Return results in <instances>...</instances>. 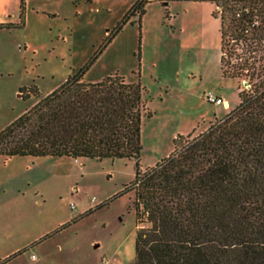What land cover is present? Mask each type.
Returning <instances> with one entry per match:
<instances>
[{"label":"rangeland","instance_id":"1","mask_svg":"<svg viewBox=\"0 0 264 264\" xmlns=\"http://www.w3.org/2000/svg\"><path fill=\"white\" fill-rule=\"evenodd\" d=\"M132 5L0 0V131L35 104L24 90L45 95L76 74ZM132 20L83 81L140 83L151 113L141 124L144 171L172 152L174 139L197 136L236 107L239 84L221 74L213 4L151 2ZM134 168L129 159L0 156V264H134L133 192L123 194Z\"/></svg>","mask_w":264,"mask_h":264},{"label":"trees","instance_id":"2","mask_svg":"<svg viewBox=\"0 0 264 264\" xmlns=\"http://www.w3.org/2000/svg\"><path fill=\"white\" fill-rule=\"evenodd\" d=\"M159 2H209L220 26L222 77L238 82V104L140 170V83L83 77L127 23ZM0 28L5 25L0 24ZM243 85V86H242ZM35 104L0 131V156L129 159L134 178V264H264V0H133L100 51L55 90H24Z\"/></svg>","mask_w":264,"mask_h":264},{"label":"built area","instance_id":"3","mask_svg":"<svg viewBox=\"0 0 264 264\" xmlns=\"http://www.w3.org/2000/svg\"><path fill=\"white\" fill-rule=\"evenodd\" d=\"M206 99H207L209 102H211V103H213V104H216V105H219V104H222V103H223L221 99H219V98H217V97H214L212 94H209V95L206 97ZM224 105H226V104L224 103ZM72 207H73V206H72ZM104 264H107V263H104Z\"/></svg>","mask_w":264,"mask_h":264},{"label":"crops","instance_id":"4","mask_svg":"<svg viewBox=\"0 0 264 264\" xmlns=\"http://www.w3.org/2000/svg\"><path fill=\"white\" fill-rule=\"evenodd\" d=\"M226 104V103H225Z\"/></svg>","mask_w":264,"mask_h":264}]
</instances>
